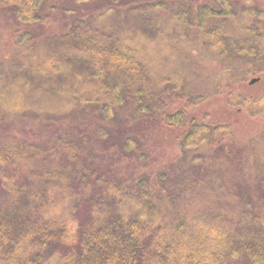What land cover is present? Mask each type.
Returning <instances> with one entry per match:
<instances>
[{"label":"trees","instance_id":"obj_1","mask_svg":"<svg viewBox=\"0 0 264 264\" xmlns=\"http://www.w3.org/2000/svg\"><path fill=\"white\" fill-rule=\"evenodd\" d=\"M93 1L0 0V124L44 126L0 137V264H264V90L244 91L264 74V7L83 15ZM240 113L261 121L243 143ZM153 118L177 149L167 166L134 130Z\"/></svg>","mask_w":264,"mask_h":264},{"label":"rangeland","instance_id":"obj_2","mask_svg":"<svg viewBox=\"0 0 264 264\" xmlns=\"http://www.w3.org/2000/svg\"><path fill=\"white\" fill-rule=\"evenodd\" d=\"M190 2H199V1H203V0H189ZM51 4L54 5H61V6H65V8H71L73 7V4L71 3V0H50ZM256 2L260 5L264 7V0H256ZM103 3H105L104 0H94L92 3H86L83 4L84 6H81V12L83 15H87L88 12L91 13L93 10H97L98 7H100ZM18 47L16 46H10L8 48V51L4 52L2 55V58H13V56L16 54ZM34 60H36L34 58ZM261 79L259 81H256L255 83L248 85V87L245 88V92L246 93H259L262 90H264V74L260 75ZM224 101L221 100L218 97H214L213 99H211L208 103H206L204 105L205 109L207 108L208 110H215L217 109V111H219L222 116L224 118L227 117V115L222 111V107H223ZM92 112V110H88L86 112V122L88 125V130L90 128L93 127L94 122H95V118L92 116H90V113ZM94 114V113H93ZM120 114L124 117H127L128 114V110H124V108L120 111ZM237 121L238 122L236 125L237 129V138H236V142L238 143H243L246 142L248 140L249 137H251L253 135V133L258 130L261 126V121L260 119H251L249 118L247 115H245L244 113H240L236 116ZM26 119V118H25ZM24 119V120H25ZM15 121V125L17 124L16 122H19V119L17 120H13ZM116 122L113 123V128H115L116 130L119 127L120 121L119 120H115ZM152 124H147L145 125V127H143V125H141V123H137V126L134 128V130L138 133V135H140V143L143 145V148H147L148 149V153L154 157L157 161V163L159 164L160 162L162 163V161L166 164H170V161L173 160L174 156L177 154V149L176 147L173 145L171 147H168V139L165 138L166 135L164 133H160V131L157 129V123H155V119L153 118V120H151ZM4 124V123H3ZM24 124H26V129L27 131V135L31 136L33 135L32 133L34 131H37L39 129H44L43 124H41L40 122H31L29 120L26 119V122L22 121L20 123H18L16 126L14 125H2L0 124V137L5 136L7 134H12L17 132L16 129L17 127L20 128H24ZM143 127V128H141ZM139 129V131H138ZM144 136V137H143ZM142 139V140H141ZM238 149H237V148ZM235 147V158H242L245 156L244 152L241 153L239 152L240 150H243L242 147H240V145H237ZM247 155H250V153L247 151ZM167 166V165H166Z\"/></svg>","mask_w":264,"mask_h":264},{"label":"water","instance_id":"obj_3","mask_svg":"<svg viewBox=\"0 0 264 264\" xmlns=\"http://www.w3.org/2000/svg\"><path fill=\"white\" fill-rule=\"evenodd\" d=\"M256 81H258V78H253V79L250 80L249 83H250V84H253V83H255Z\"/></svg>","mask_w":264,"mask_h":264}]
</instances>
